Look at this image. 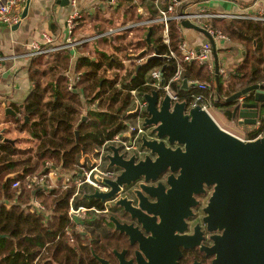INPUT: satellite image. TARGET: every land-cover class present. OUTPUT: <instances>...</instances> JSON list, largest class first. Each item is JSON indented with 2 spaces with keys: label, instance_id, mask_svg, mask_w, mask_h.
<instances>
[{
  "label": "trees",
  "instance_id": "trees-1",
  "mask_svg": "<svg viewBox=\"0 0 264 264\" xmlns=\"http://www.w3.org/2000/svg\"><path fill=\"white\" fill-rule=\"evenodd\" d=\"M128 1L132 4L131 0ZM184 7L185 4L180 5L177 14ZM210 26L229 38L233 44L242 46L245 51L242 63L235 70L217 78L219 102L214 103V107L223 117L231 119L233 104L221 99L222 96L228 99L251 86L264 85V23L220 20L213 21ZM179 29L180 26L173 21L169 22L167 44L163 43L162 28L159 25L151 29L150 46H147L144 38L146 33L139 41L131 40L122 48L111 49L112 45L106 42L107 48L111 49L109 52L102 53L94 49V54L89 53V57L77 61L75 73L78 79L72 90L68 89V51L29 61L31 91L22 106L14 108V117L6 116L2 119L11 126L4 133L13 129L25 134L27 138L17 140L19 144H26L18 148L15 144L2 142L4 137L0 133V264H40L50 257L55 264H76L80 256L72 247L80 243L69 246L66 236L67 232L74 229V223L67 212L68 199L74 190L62 188L61 175L76 172L83 155L93 154L127 128L132 120L128 113L134 108L130 92L134 91L141 97L152 91L146 86L150 71L159 68L163 70V83L168 84L182 100H187L189 94L181 89L179 83L172 82L178 66L182 69L183 81L205 85H211L213 81L205 66L183 62V53L178 49L182 42ZM128 32L123 33L124 39ZM101 33L96 28L95 36ZM111 36L104 38L109 41ZM84 46L88 47V44ZM146 49L148 57L154 53L161 59L148 61L146 54L138 56ZM117 52L123 53L122 61L128 60L132 54L143 63L137 64L133 70H127L115 55ZM214 90L212 84L204 94L205 97L214 96ZM253 93L244 96L245 102L253 103ZM144 116L147 117L146 114ZM259 116L263 117L264 126V106ZM83 118L84 121H81ZM50 170L60 175L54 190L33 195L31 190L25 188L26 179L47 176ZM15 182L20 187L12 188ZM81 191L72 202L73 209H101L97 201L83 198L86 189ZM34 199L51 213L48 219L26 212L24 207ZM85 200L86 203L80 205ZM87 217L85 231L91 233L92 239L105 232L108 226L101 224L100 217L91 212L87 213ZM76 239L78 235L73 232V240ZM77 249L81 254L86 248L79 246ZM83 256L79 258L80 262Z\"/></svg>",
  "mask_w": 264,
  "mask_h": 264
},
{
  "label": "water",
  "instance_id": "water-1",
  "mask_svg": "<svg viewBox=\"0 0 264 264\" xmlns=\"http://www.w3.org/2000/svg\"><path fill=\"white\" fill-rule=\"evenodd\" d=\"M57 3L68 6V0H57ZM181 27L203 34L214 50L212 39L201 28L186 21L181 23ZM151 31L149 28L145 37L148 46ZM144 54L142 52L139 56ZM153 59L161 58L155 54L148 61ZM181 89H186L185 80ZM250 92H254L253 103L243 101L235 105ZM141 97L147 103V117L142 127L153 134V137L141 138V147L147 152L146 156L136 163L134 156L126 159L118 153V148L109 146L107 168H116L120 174L114 181H102L108 187V192L93 191L83 194V198L104 204L113 200L123 186L142 179L143 184L136 193L140 211L133 209L131 202L124 198L110 203L109 208H119L129 213L146 233H150V229L143 218L152 223L158 220V232L166 233L162 226L164 220L165 224L178 220L180 225H184V219L196 205L194 197L203 194L205 188H212L203 210L204 222L208 227L211 223H219L215 229L222 231L220 240L223 245L227 244L226 253H218L213 264H264L262 258L261 263L259 261V253L250 256L244 254L248 248L259 251L264 243V137L243 141L221 129L198 106L187 110L186 102L172 104L168 96L159 100V94L155 91ZM226 102L235 105L232 117L235 118L237 114L239 124L254 126L258 119H263L259 111L264 106V85L246 88ZM5 115L14 117L15 113L6 109ZM3 142L14 144L8 139ZM146 197L152 200L149 209L141 205L144 198L147 200ZM109 221L115 231L125 235L130 242L138 243L135 253L138 261L142 254L148 259L145 251L147 243L143 245L144 241L136 239L137 236L142 237L136 229L131 230V226L120 224L115 216L109 217ZM177 231L180 233L183 230ZM178 257V249L173 247L171 264Z\"/></svg>",
  "mask_w": 264,
  "mask_h": 264
},
{
  "label": "crops",
  "instance_id": "crops-1",
  "mask_svg": "<svg viewBox=\"0 0 264 264\" xmlns=\"http://www.w3.org/2000/svg\"><path fill=\"white\" fill-rule=\"evenodd\" d=\"M22 1L23 2L19 4L16 10V14H19V17L21 18L23 16L24 9H27L24 18H21V23L18 27L13 29V27H7L0 24V57L21 55L26 51L27 45L33 41H37L42 33L49 34L55 40L56 45L65 44L66 39L75 41L82 38H94L91 42L87 43L88 47H85L84 45H70L69 48L63 50L68 51L69 67L67 79L68 84L70 82L73 83V85L78 79V76L75 73V65L80 58L89 57L90 54H94V49H97L102 53H107L112 48L125 47L131 40L139 41V39L143 37L144 33L147 34L146 31L149 29L146 27V22H155L153 23V26H157L159 11L161 9H165L169 4V0H131L132 4H129L128 0H116L114 4H111V0H75L73 4H68V6L63 7L57 3V0L55 2H51L50 0ZM203 1L204 2L198 4V6L205 7V10L210 13L242 16L245 19H248L247 21H253V19L261 16V13L264 12V0ZM183 3L184 2H181L180 5H184ZM180 5L173 10L171 14L172 17L180 15L184 10L189 12H197L198 10L193 4H185L186 7H184V9L177 14L178 7ZM74 16H77L74 22V27L71 35H68L67 21ZM213 21L220 20L212 19L207 23L211 25ZM130 25H132L133 28L126 30L125 28ZM96 28L103 33L95 36ZM179 30L182 36L181 43L184 42L189 48L196 49L205 43H209L211 46L210 41L203 34L191 29H184L181 27V24ZM126 31L130 32L127 33V38L124 39L125 37L123 33ZM110 35H112L110 40L106 41L104 36ZM212 41L214 44V50L211 46V58L207 62V65L203 66L206 67L207 72L213 77L211 85L213 84V88L215 90L212 92L218 97L217 78L223 77L227 74V72L235 70V68L242 63L245 51L242 46L233 44L229 38L225 41ZM106 42L112 45L111 49L107 48ZM145 51L146 50L142 52ZM59 52L62 51L55 53ZM117 53H115V55L122 61L121 56L123 53ZM140 54H138V56ZM145 54L148 60L155 55L152 53L148 57L147 53ZM41 58L42 57H39V59ZM92 60L94 59L92 58ZM139 60L141 59L137 60L131 54L129 55L128 60L122 61V65L129 70L132 66L135 67L137 64L143 63ZM29 61L25 62L21 59L6 61L4 63V73L0 79V133H3L4 137V139L0 140L2 142L5 139L12 140L18 148L25 147L26 144L24 142L19 144L17 140L26 139L27 136L23 133H17L13 129L4 133V130H8L11 126H9L10 123H4L2 119L6 116H11L5 115L6 109H10L13 112L15 107L20 108L31 91L32 83L29 75ZM209 68H211V71ZM160 71L163 70L160 69ZM211 85L205 86L210 90ZM222 98L227 101L225 97L222 96ZM240 99H243L242 102L245 101L244 97H241ZM239 100L235 103V105L240 104ZM235 105H233V107H235ZM85 113L86 112H84V114ZM223 119L224 120H221L223 121V124L217 122L218 126L224 131L236 136L238 139L245 141L254 136L255 127L253 132L243 134V137L226 129L229 125H237L239 121L237 114L235 118L232 117L231 119H227L224 117ZM260 120L263 122V119ZM82 159L83 156L80 158L79 163ZM48 177L50 179L48 182H51L53 187H57V183L60 180L58 172L50 170Z\"/></svg>",
  "mask_w": 264,
  "mask_h": 264
},
{
  "label": "built area",
  "instance_id": "built-area-1",
  "mask_svg": "<svg viewBox=\"0 0 264 264\" xmlns=\"http://www.w3.org/2000/svg\"><path fill=\"white\" fill-rule=\"evenodd\" d=\"M55 2L56 0H50ZM158 1V0H157ZM22 0H0V24L7 27H14L21 23V18L19 14H16V10ZM75 0H68V4H73ZM116 0H111V4H114ZM169 4L165 9L159 11V18L157 23L162 27V38L163 43H168V24L170 21L175 22L176 25H179L186 21L190 24H193L203 31H205L209 37L214 41H225L227 40L221 32L213 30L209 22L212 19H225V20H248L242 16H231L227 14H214L205 10V7L198 6V4L203 3V0H169ZM184 2L183 4H193L198 10L197 12L183 11L180 15L172 17L171 14L173 10ZM77 16L71 17L67 21L68 35H71V32L74 27V22ZM254 22L264 23V12L261 13V16L253 19ZM153 23L155 22H146L147 28H152ZM133 26H127L125 29H132ZM112 33V32H110ZM94 39V38H93ZM92 38H82L79 40L72 41L66 39L65 44L56 45L55 40L47 33L40 34V37L37 41H33L27 45L26 51L21 55L10 56V57H0V79L4 73V63L6 61H13L15 59H21L25 62L32 60L37 57L47 56L53 54L57 51H63L69 48L70 45H85L93 40ZM179 51L183 53V62L187 64L196 63L198 66L207 65V62L211 58V46L209 43H205L196 49L189 48L184 42L178 46ZM170 57H173L170 54ZM211 71V68H209ZM222 72V71H221ZM162 71L160 69H154L149 72L148 80L146 86H148L152 91H155L159 94V100L164 96H168L171 103L186 102L187 110L199 107L201 110L206 112L211 119L217 124V121L212 116V109L214 103L219 102V98L214 95L211 98H206L205 93L209 91V88L205 85L198 83L186 82V89L183 91L187 92L189 95L187 100L180 99L169 87L168 84H164L162 80ZM182 69L178 66L176 73L172 78V82L179 83L182 86L183 80H181ZM73 83L68 84V89L72 90ZM134 102V108L128 113L132 117L130 123L127 124V128L115 135L109 142L103 144L96 152L90 155H83L82 161L76 167V172L72 174H62L61 175V186L63 189H72L74 193L68 199V216L72 223H74V229L80 228V223L86 220L87 213L91 212L94 215L101 217L108 213V208L110 203L116 202L120 199H123L128 196L129 192L132 189H136L138 184H143L142 179L131 183L128 186H123L120 189V192L116 194L113 200L106 202L101 205V209L96 208H82L73 209L72 202L82 191L90 187L93 191L98 192H108V187L105 186L102 181H114L116 177L120 174V170H114L109 168H103L104 161H106V155L108 153L107 148L113 146L114 148L119 149V154L124 155L126 159L131 156L135 157V162H139L144 159L147 152L141 147V138L145 135L146 130L143 129L142 124L146 118L147 103L142 97H138L136 92H130ZM223 99V98H222ZM224 100V99H223ZM243 99H240L239 102L242 103ZM218 125V124H217ZM254 127L255 133L254 136L245 141H253L264 137V126L261 120H257ZM222 129V128H221ZM50 167L49 164L46 165ZM48 175L47 176H37L31 178V180L25 181V188L34 192H42L43 194L52 191L55 189L53 187ZM18 183L15 182L12 184V188H16ZM87 194V193H86ZM27 213L35 214L37 216H43L44 219H48L50 214L45 207L40 204L36 199L31 200L30 204L27 207H24ZM86 216V218H84ZM75 220V221H74ZM66 236L68 238V244H72L73 240V231L67 232Z\"/></svg>",
  "mask_w": 264,
  "mask_h": 264
},
{
  "label": "flooded vegetation",
  "instance_id": "flooded-vegetation-1",
  "mask_svg": "<svg viewBox=\"0 0 264 264\" xmlns=\"http://www.w3.org/2000/svg\"><path fill=\"white\" fill-rule=\"evenodd\" d=\"M142 184H138L136 189H132L128 196L124 199L131 202L133 209L140 211L137 192ZM212 194V188H205V192L201 195L195 196L196 205L191 208V214L184 219L183 224L180 225L177 221L175 223H166L165 220L162 224L166 233H159L157 225L160 221L149 222L143 218L145 225L150 229V233H146L138 225L136 219H132L129 213H125L122 210L109 209L106 215L100 217L101 224H105L108 227L105 232L98 234L99 237L92 239L91 233L85 231L88 219L81 222L80 228L83 231L78 232V239L72 240V244L80 243L73 246L72 249L79 252V256H83V261L80 262L79 258L76 260V264H171V255L173 247L178 249L179 257L175 260L174 264H213L216 255L226 253L225 247L222 241V231H218L219 223H211L210 227L204 222V208L208 202L209 197ZM147 198V197H146ZM151 199L144 198L141 205L144 208L149 209ZM110 205V204H109ZM108 205V206H109ZM109 208V207H108ZM143 214V213H142ZM115 216L120 224L131 226L132 229H136L138 233L142 235L137 236L136 239L144 241L143 245L147 243L145 251L148 255V259L141 255V260L138 261L135 253L138 251V243L130 242V240L123 234L115 231L114 225L109 221V217ZM103 227V225H101ZM214 228V230H212ZM182 229V232L177 230ZM171 231V232H170ZM152 239V241H151ZM153 240H156L153 242ZM68 244V242H67ZM183 244V245H181ZM220 244V245H219ZM70 246V244H68ZM94 245V246H93ZM247 245H250L247 243ZM263 248L255 252L251 249H247L244 252L245 255L259 253V261H264V243L261 244ZM81 246L83 251L80 254V250L77 248ZM173 246V247H172ZM219 246V247H218ZM249 247V246H248ZM40 264H55L51 257L41 261ZM71 264V263H69Z\"/></svg>",
  "mask_w": 264,
  "mask_h": 264
},
{
  "label": "rangeland",
  "instance_id": "rangeland-1",
  "mask_svg": "<svg viewBox=\"0 0 264 264\" xmlns=\"http://www.w3.org/2000/svg\"><path fill=\"white\" fill-rule=\"evenodd\" d=\"M145 52H148V50L146 49V51ZM148 54V53H147ZM133 66L131 67V69H129V70H133ZM211 112H212V116H213V118L218 122V123H222L223 124V121H221V120H224L223 118V115H222V113H220V111L219 110H215V109H212L211 110ZM227 125H229V124H227ZM225 129V128H224ZM226 129H228V130H230V131H233V132H235V133H237V134H239L240 136H242L243 137V134H246V133H251V132H253V130H254V126H252V125H241V124H238L237 123V125H234V126H232V125H229L228 126V128H226ZM225 129V130H226ZM144 136H152L153 137V134L152 133H150V131L148 130V131H146V133H145V135ZM108 164V163H107ZM107 164L105 163V161H104V164H103V168L105 169L106 167H107ZM109 169H114V170H118V169H116V168H109ZM27 180H31V179H26V181ZM24 185H25V183H24ZM17 187H20V184L18 183V186ZM16 187V188H17ZM93 192V190L90 188V187H88V188H86V193H88V194H91ZM88 201V200H87ZM86 203V200L85 201H83V202H81L80 203V205H83V204H85ZM117 210H119V211H121V209H119V208H117ZM49 214L51 215V213L49 212ZM84 218H86V216L84 217ZM86 219H88V217L86 218ZM75 234H77L78 232H81V231H83V228H76V229H73L72 230ZM95 236H93V238H94Z\"/></svg>",
  "mask_w": 264,
  "mask_h": 264
}]
</instances>
